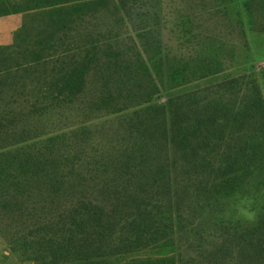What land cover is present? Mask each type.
<instances>
[{"label":"rangeland","instance_id":"obj_1","mask_svg":"<svg viewBox=\"0 0 264 264\" xmlns=\"http://www.w3.org/2000/svg\"><path fill=\"white\" fill-rule=\"evenodd\" d=\"M22 2L3 1L7 6ZM236 3L244 35L235 19ZM74 13L73 9H53L0 14L12 27L8 41L0 39V97H12L10 108L17 115L14 122L5 120L45 129L58 127L63 122L56 120L53 126L45 122L63 121L70 113L66 105L50 107L45 102L41 108L21 98L41 101L42 96L89 97L106 91L105 73L96 63L84 74L74 71L68 62L60 63L62 51L71 42V52L83 62L86 30L105 36L95 43L102 50L107 42L118 39L133 52L156 53L164 68L168 62L191 61L210 43L224 49L225 70L219 75L176 89L169 88L166 81L161 84L158 77L151 84L144 82L138 91L126 93V87L123 94L146 96L154 82L158 91L152 90L150 100L118 114L88 111V117L98 118L58 136L57 143L66 150H78L80 158L147 159L145 166L130 170L144 181L142 191L159 192L165 198L163 205L181 216L173 222L175 264H264V105L250 108L244 103L253 91L264 96V0H106ZM110 31L112 39L106 37ZM231 49L235 58L228 54ZM77 80L83 84L75 85ZM254 83L261 92H256L259 89H254ZM167 97L174 100L170 103ZM177 115L179 122H175ZM47 137L10 149L0 156V162L19 164L30 146L42 144ZM173 160L178 164L173 165ZM181 160L196 163L182 165ZM232 162L239 167L243 163V167L235 165L228 172L226 167ZM166 164L169 174L160 183L155 176ZM131 172L119 171L114 178L120 176L123 181ZM234 172L243 176L237 188H229L227 193L214 188L215 177L221 180ZM2 187L0 264H70L38 252L22 253L21 241L25 247L39 237L33 230L41 210L26 218V211L5 205L12 199V189ZM125 261V255L117 254L107 264Z\"/></svg>","mask_w":264,"mask_h":264},{"label":"trees","instance_id":"obj_2","mask_svg":"<svg viewBox=\"0 0 264 264\" xmlns=\"http://www.w3.org/2000/svg\"><path fill=\"white\" fill-rule=\"evenodd\" d=\"M3 1L5 0H0V14L73 9L75 16L78 11L101 5L106 0H24L12 6L5 5ZM219 1L223 3L229 0ZM234 8L239 32L244 35L240 5L236 3ZM97 33L99 35L89 30L85 32L89 43H83V62L80 63L79 57L71 52L70 46L74 47L71 42L62 51L60 63L63 65L68 62L80 74L88 71L91 63H96L95 66L101 68L99 71L105 73L104 93L89 97L75 94L42 96L41 101L35 97L21 98L22 102L41 108H44L45 102H49L50 107L54 104L66 105L70 113L63 121L47 119L45 122L52 126L56 120L58 124L63 122L58 127L45 129L42 125L10 124L17 118L10 108L14 101L12 97H0V108H3L0 112V156L10 149L48 136L47 141L37 144L39 146H30L19 164L0 162V186L3 189L2 185H9L12 189V199L7 200L5 205H11L17 211H26L25 217L28 219L35 217L36 209L41 210L37 216L38 226L33 230L34 233H39V237L29 244L25 243V247L22 241L20 243L22 253L28 256L31 252H38L53 260L70 264H107L112 257L123 254L126 261L121 264H175L172 255L175 251L173 222L181 216L163 205L165 198L159 192L154 194L149 189L142 191L140 188L144 187V181L130 170L145 166L147 159L126 158L116 161L92 156L80 158L78 150H66L57 143V137L98 118L88 117V111L105 110V114H118L150 100L152 90L158 91L154 82L151 92L146 96L138 95L137 92L123 94L126 87V93L134 89L138 91L144 82L151 84L152 78L158 77L161 84L166 81L169 88L176 89L219 75L225 70L224 49L213 47L210 43L191 61L168 62L164 68L163 59H158L156 53L144 56L141 51L133 52L129 46L118 43V39H114V43L107 42L102 50L95 43L105 36L101 32ZM106 37L113 38L111 31ZM88 44L91 45L90 49ZM67 52H71V55H66ZM228 54L230 58L236 57L232 49ZM74 84L81 86L83 82L77 80ZM253 87L259 89L256 83ZM167 98L170 103L174 100ZM245 99L246 107L264 105V96L254 95V91ZM77 116H82L83 119L79 120ZM176 117L175 122H179V116ZM195 163L181 160L182 165ZM175 164H178L177 160H173V165ZM235 165V162L229 163L227 171H233ZM242 167L243 163L239 168ZM12 169L13 174L10 172ZM43 171L46 172L41 175ZM119 171H130L131 174L122 181L120 176L114 178ZM235 172L229 177H220L221 180H216L215 177L214 188L225 193L229 188H237L243 176ZM168 174L166 164L158 169V176L155 177L162 183ZM187 192L188 189L182 193L181 202ZM3 198L1 194L0 201ZM22 214L17 213L18 216ZM34 242L38 243L36 247Z\"/></svg>","mask_w":264,"mask_h":264},{"label":"crops","instance_id":"obj_3","mask_svg":"<svg viewBox=\"0 0 264 264\" xmlns=\"http://www.w3.org/2000/svg\"><path fill=\"white\" fill-rule=\"evenodd\" d=\"M5 20L6 19L0 17V39L2 42H7L9 39V34L12 32L11 25H9Z\"/></svg>","mask_w":264,"mask_h":264}]
</instances>
